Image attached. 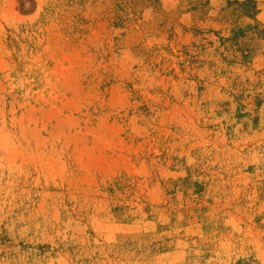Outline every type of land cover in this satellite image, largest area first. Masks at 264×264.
Instances as JSON below:
<instances>
[{
	"label": "rangeland",
	"instance_id": "rangeland-1",
	"mask_svg": "<svg viewBox=\"0 0 264 264\" xmlns=\"http://www.w3.org/2000/svg\"><path fill=\"white\" fill-rule=\"evenodd\" d=\"M0 264H264V0H0Z\"/></svg>",
	"mask_w": 264,
	"mask_h": 264
}]
</instances>
